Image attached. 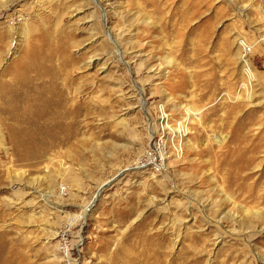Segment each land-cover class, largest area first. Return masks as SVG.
Segmentation results:
<instances>
[{
    "label": "rangeland",
    "instance_id": "obj_1",
    "mask_svg": "<svg viewBox=\"0 0 264 264\" xmlns=\"http://www.w3.org/2000/svg\"><path fill=\"white\" fill-rule=\"evenodd\" d=\"M37 66L72 111L4 121L0 264H264V0H0V83Z\"/></svg>",
    "mask_w": 264,
    "mask_h": 264
},
{
    "label": "bare ground",
    "instance_id": "obj_2",
    "mask_svg": "<svg viewBox=\"0 0 264 264\" xmlns=\"http://www.w3.org/2000/svg\"><path fill=\"white\" fill-rule=\"evenodd\" d=\"M38 67L39 66L34 67V70L31 67H26L22 72V77H20V73H15L14 80L0 83V130H4L3 128L5 127L3 124L6 123L4 122L5 120H8V116H21V123L24 124V126L29 127L25 128V133L27 134L24 133L25 137L21 138V141L22 143H28L29 145L45 143L46 136H48L51 131L54 132L58 129L62 116L67 112L72 111L70 105L67 104V101L64 103L58 101L61 96L63 97L61 90L58 89L56 92H51L52 90L49 89L50 87H53L52 83L48 88H44L45 83L43 82V75ZM32 72L33 75H31ZM14 85L19 89V92H14L15 90L13 91ZM54 86L57 85L54 84ZM54 98L57 99V101ZM181 125L182 123L180 126ZM181 131H178V135H182ZM252 149H254V146ZM250 158L251 157L244 159V163L241 165L238 163L237 171L234 174L232 173V178L235 181L238 178L244 180L251 179V174L244 175L240 173V171L242 172L247 168L245 166L251 163ZM255 176L256 177L251 182H244L241 186V190L243 189V191L249 196H254V198H250L255 200V202H264V189L261 188L262 178L264 177V168L262 167ZM97 193H100L99 190ZM93 200L94 199L91 201Z\"/></svg>",
    "mask_w": 264,
    "mask_h": 264
},
{
    "label": "built area",
    "instance_id": "obj_3",
    "mask_svg": "<svg viewBox=\"0 0 264 264\" xmlns=\"http://www.w3.org/2000/svg\"><path fill=\"white\" fill-rule=\"evenodd\" d=\"M242 49H243V53H244L245 56H246V54L248 53V51L251 50V46L248 45V44L245 42V44L242 45Z\"/></svg>",
    "mask_w": 264,
    "mask_h": 264
},
{
    "label": "water",
    "instance_id": "obj_4",
    "mask_svg": "<svg viewBox=\"0 0 264 264\" xmlns=\"http://www.w3.org/2000/svg\"><path fill=\"white\" fill-rule=\"evenodd\" d=\"M106 184L107 183H104L101 187L105 186ZM98 196H99L98 194L95 196V198H94L93 202L91 203V205H93L95 203V201L97 200ZM88 209H90V208H88Z\"/></svg>",
    "mask_w": 264,
    "mask_h": 264
}]
</instances>
